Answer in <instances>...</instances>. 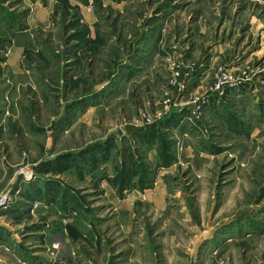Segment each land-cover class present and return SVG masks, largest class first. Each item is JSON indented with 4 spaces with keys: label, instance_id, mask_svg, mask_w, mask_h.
Wrapping results in <instances>:
<instances>
[{
    "label": "rangeland",
    "instance_id": "rangeland-1",
    "mask_svg": "<svg viewBox=\"0 0 264 264\" xmlns=\"http://www.w3.org/2000/svg\"><path fill=\"white\" fill-rule=\"evenodd\" d=\"M0 238L264 264V0H0Z\"/></svg>",
    "mask_w": 264,
    "mask_h": 264
},
{
    "label": "crops",
    "instance_id": "crops-1",
    "mask_svg": "<svg viewBox=\"0 0 264 264\" xmlns=\"http://www.w3.org/2000/svg\"><path fill=\"white\" fill-rule=\"evenodd\" d=\"M0 240H1V238H0ZM6 246H9V244H8V245H6Z\"/></svg>",
    "mask_w": 264,
    "mask_h": 264
}]
</instances>
